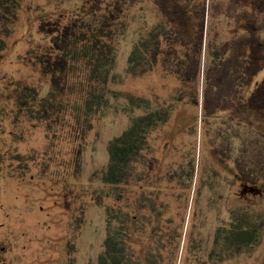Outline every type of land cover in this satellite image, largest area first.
<instances>
[{
  "label": "trees",
  "instance_id": "16d2710c",
  "mask_svg": "<svg viewBox=\"0 0 264 264\" xmlns=\"http://www.w3.org/2000/svg\"><path fill=\"white\" fill-rule=\"evenodd\" d=\"M21 7V0H0V63ZM214 7L210 16L209 0H83L74 12L38 21L44 45L21 58L34 82L0 75L10 103L0 107L1 121L11 127L0 125V136L12 141L0 149V174L38 183L50 175L66 181L70 172L59 199L75 237L89 207L104 214L100 252L86 264H233L257 246L261 226L246 196L264 181V133L249 118L264 117V78L257 80L264 0H215ZM219 20L230 36L224 41ZM122 45L130 47L122 77L154 76L149 87L109 86L121 75ZM111 114L127 125L109 140L104 166L84 177L89 133ZM37 132L45 143L29 149ZM58 142L67 148L57 152ZM205 150L217 166L211 174L201 172ZM37 163L43 168L33 175ZM231 166L247 194H234ZM216 178L223 191L209 209L215 223L207 225L208 241H196L198 198Z\"/></svg>",
  "mask_w": 264,
  "mask_h": 264
},
{
  "label": "rangeland",
  "instance_id": "374dc122",
  "mask_svg": "<svg viewBox=\"0 0 264 264\" xmlns=\"http://www.w3.org/2000/svg\"><path fill=\"white\" fill-rule=\"evenodd\" d=\"M83 0H21L22 7L19 14L15 31L9 40L8 51L6 52L5 60L0 63V75L5 76L7 80L14 82L30 81L34 82L37 79L32 70L27 69L21 62V58H31L32 48H39L44 45L43 37L38 34V21L41 19H54L62 14L74 12L76 7L80 6ZM210 13L215 15V0H209ZM220 21V20H219ZM221 37L220 41H224L230 36L225 34V22L220 21ZM264 38V30L261 34ZM129 40V39H128ZM118 72L120 76L115 79L109 86L118 92L135 91L143 86H148L155 81V77H146L143 80H131V77L126 75L122 77L130 47L125 45L120 47ZM29 64L32 66V62ZM29 65V66H30ZM33 67V66H32ZM122 78V79H121ZM264 78V71L258 76L260 81ZM121 79V80H120ZM4 83V82H3ZM0 83V88L3 96L7 94L6 87ZM149 87V86H148ZM0 107L5 109L10 108V103L5 99L0 100ZM249 118L253 122L256 129L264 133V117H261L256 112H250ZM2 128L8 129L9 122L1 121ZM127 119L123 116H115L111 114L107 119L100 124H95L88 136L89 150L84 154L83 176L92 170L102 168L107 162V145L110 139L119 135L127 125ZM28 122H24L22 127L28 126ZM11 128V127H10ZM10 130V129H9ZM19 131V130H18ZM59 129L57 130V132ZM61 131V129H60ZM43 136V135H42ZM40 132H37L31 138L29 149L41 148L45 141ZM10 136H0V149L7 150L11 145ZM6 140V141H4ZM54 141L53 144H55ZM97 147V152L91 151L92 146ZM57 146V147H56ZM67 148L65 143L56 145ZM96 147L93 148L96 150ZM26 151V148L20 147ZM33 151V150H32ZM204 166L201 172L214 173L217 169L214 160L208 150H205ZM69 158V157H68ZM60 159V160H59ZM56 158L57 162L65 161L66 158ZM68 160V159H67ZM33 165V164H32ZM54 167L56 165L51 164ZM55 165V166H54ZM32 172L37 174L36 170H42L40 163H37V168ZM51 170V171H52ZM222 170V169H221ZM229 175L238 180L237 185L233 189L234 194H244L249 191L239 179L236 171L231 166L228 169ZM70 173V172H69ZM69 173L65 175L66 181L58 179H49L48 176L42 182L19 181L10 178V175L5 170L0 174V264H86L89 259L96 258L100 252V246L105 236L104 231V214L100 208L89 207L87 209L86 224H81L84 230L80 233L74 231L75 222L71 225L70 212L65 211L60 202L59 195L64 185H68ZM221 173L224 175L223 170ZM81 176V177H83ZM209 177V176H208ZM28 180V179H27ZM204 187L198 198L196 219L194 224L193 235L195 240L203 238L208 241L209 236L205 237L207 225H214L215 210L209 211L215 202L216 192L223 191L220 179L217 178ZM209 186H213L210 188ZM246 200L254 205L253 214L257 220V226H261L260 238L257 241V246L249 253L237 257L233 264H263L264 263V181L250 189ZM219 212L223 207L220 204L216 207ZM263 208V209H262ZM213 209V208H212ZM76 215H80V206L75 205L73 209ZM255 212V213H254ZM205 215L207 217L205 218Z\"/></svg>",
  "mask_w": 264,
  "mask_h": 264
}]
</instances>
